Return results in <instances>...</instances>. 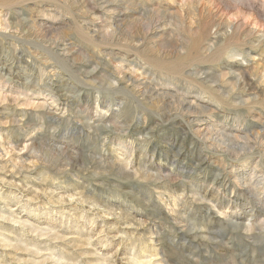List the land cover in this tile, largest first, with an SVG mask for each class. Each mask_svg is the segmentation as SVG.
Wrapping results in <instances>:
<instances>
[{
  "label": "rangeland",
  "instance_id": "rangeland-1",
  "mask_svg": "<svg viewBox=\"0 0 264 264\" xmlns=\"http://www.w3.org/2000/svg\"><path fill=\"white\" fill-rule=\"evenodd\" d=\"M0 264H264V0H0Z\"/></svg>",
  "mask_w": 264,
  "mask_h": 264
},
{
  "label": "bare ground",
  "instance_id": "bare-ground-1",
  "mask_svg": "<svg viewBox=\"0 0 264 264\" xmlns=\"http://www.w3.org/2000/svg\"><path fill=\"white\" fill-rule=\"evenodd\" d=\"M101 1H103V0H101ZM230 1V0H229ZM236 4H241V2H242V0H233ZM100 3V2H99ZM226 3V2H225ZM233 3V2H232ZM108 4V3H107ZM117 4V3H116ZM187 5V4H186ZM228 5V4H227ZM227 5H226V7H227ZM97 6V5H96ZM193 6H195V5H193ZM205 6V5H204ZM252 6V5H251ZM250 6V7H251ZM181 7V6H180ZM242 7H243V5H242ZM201 8V7H200ZM203 8V7H202ZM183 9V8H182ZM190 9V8H189ZM15 10V9H14ZM197 10V9H196ZM220 10V9H219ZM202 11V10H201ZM206 11V10H205ZM241 11V10H240ZM243 11V10H242ZM199 12V11H198ZM244 12V11H243ZM117 13V12H116ZM217 13V12H216ZM224 13V12H223ZM233 14V13H232ZM246 15H247V12L245 13ZM224 15V14H223ZM253 15V14H252ZM189 16V15H188ZM213 16V15H212ZM231 16V15H230ZM234 16V15H233ZM183 17V16H182ZM219 17V16H218ZM238 17V16H237ZM236 17V18H237ZM194 18V17H193ZM246 18V17H245ZM249 18V17H248ZM197 19V18H196ZM247 19V18H246ZM252 19V18H251ZM249 21V20H248ZM252 22H254V21H252ZM242 23V22H241ZM14 24V23H13ZM158 24V23H157ZM190 24H191V22H190ZM238 24V22L236 23V25ZM246 25H249V24H246ZM245 25V26H246ZM253 24H251L250 23V26H252ZM155 26H156V23H155ZM244 26V27H245ZM255 26V25H254ZM157 27H159L158 25H157ZM161 27V26H160ZM253 27V26H252ZM251 28V27H250ZM253 28H255V27H253ZM252 28V29H253ZM155 29V28H154ZM157 29H159V28H157ZM235 29V28H234ZM238 29V28H237ZM16 30H18V29H16ZM239 30H241V29H239ZM253 30H255V29H253ZM6 31V30H5ZM240 32V31H239ZM12 35V34H11ZM154 35V34H153ZM151 36V35H150ZM13 39V38H12ZM61 49V48H60ZM59 51V50H58ZM62 53V52H61ZM66 53V52H65ZM63 54V53H62ZM67 55V54H66ZM66 59V58H65ZM15 60V59H14ZM20 60V59H19ZM67 60V59H66ZM93 63V62H92ZM17 64H18V62H17ZM21 64V63H20ZM27 64V63H26ZM24 64H22V66H23ZM93 66H94V64H92ZM93 66H92V68H93ZM97 66V65H96ZM95 67V66H94ZM99 67V66H98ZM84 69V68H83ZM95 69V68H94ZM3 70V69H2ZM25 70H26V68H25ZM85 70V69H84ZM87 70V69H86ZM89 70V69H88ZM9 71H11V70H9ZM104 71V70H103ZM102 72V71H101ZM10 74V73H9ZM11 77V76H10ZM112 78V77H111ZM48 79H50V78H48ZM115 79V78H114ZM43 80V79H42ZM116 80V79H115ZM48 81V80H47ZM114 82H116V81H114ZM113 82V84H116V83H114ZM54 83V82H53ZM57 84V83H56ZM54 85V84H53ZM61 85V84H60ZM117 85V84H116ZM119 87V86H118ZM50 88H52V87H50ZM49 88V90H51ZM57 88V87H56ZM55 88V89H56ZM48 90V89H47ZM53 90V89H52ZM59 93V92H58ZM78 93V92H77ZM61 94V93H60ZM48 96V95H47ZM67 96V95H66ZM69 96V95H68ZM55 97V96H54ZM72 98H73V96H72ZM58 99V98H57ZM58 105V104H57ZM47 116V115H46ZM55 118V117H54ZM47 120H49V119H47ZM52 120H53V118H52ZM54 121V120H53ZM55 121H57V120H55ZM50 122V121H49ZM46 123H47V121H46ZM45 123V124H46ZM57 123V122H56ZM50 124V123H49ZM58 125V124H57ZM48 127V126H47ZM51 127V126H50ZM81 133V132H80ZM81 135V134H80ZM17 141V140H16ZM186 144V143H185ZM174 161V160H173ZM173 163V162H172ZM201 169V168H200ZM262 175V174H261ZM257 179H259V178H257ZM257 185H259V184H257ZM253 193V192H252ZM248 223V222H247ZM252 226H253V224H252ZM244 227V226H243ZM245 228V227H244Z\"/></svg>",
  "mask_w": 264,
  "mask_h": 264
}]
</instances>
